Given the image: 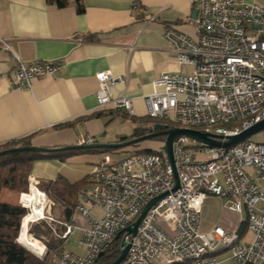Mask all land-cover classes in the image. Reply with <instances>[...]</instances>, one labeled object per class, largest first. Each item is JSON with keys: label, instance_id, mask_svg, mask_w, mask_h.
Here are the masks:
<instances>
[{"label": "built area", "instance_id": "2783aa9c", "mask_svg": "<svg viewBox=\"0 0 264 264\" xmlns=\"http://www.w3.org/2000/svg\"><path fill=\"white\" fill-rule=\"evenodd\" d=\"M194 3L193 36L171 26L163 33L177 62L192 66V71L163 72L154 79L153 92L144 97L145 115L200 127L226 141L264 120V8L244 0ZM0 45L11 53L13 89L27 90L32 78L50 76L57 69L54 63H25L4 39L0 38ZM95 77L99 106L111 105L136 116L124 91L112 94L125 81L124 75L98 71ZM190 140L181 136L173 141L174 170L165 143L151 152L133 151L120 160L103 154L91 169L90 186L79 190L81 200L73 207V215L86 219L79 228L84 252L53 254L48 264H92L118 231L165 192L150 206L136 234L125 237L129 249L120 264H220L216 256L220 249L230 250L231 264H264V142L244 139L228 147L199 143L193 148ZM95 141L88 135L77 138L78 145ZM174 171L179 186L172 190ZM22 195L19 204L27 209L26 217L34 212V202L25 205ZM209 195L226 198L230 210L246 212L249 242L239 243L238 232L220 226L201 231L202 205ZM51 205L46 197L41 213L28 223L51 219L47 212ZM94 206L103 209L102 216L93 214ZM62 224L65 238L74 225Z\"/></svg>", "mask_w": 264, "mask_h": 264}, {"label": "crops", "instance_id": "0c3cea01", "mask_svg": "<svg viewBox=\"0 0 264 264\" xmlns=\"http://www.w3.org/2000/svg\"><path fill=\"white\" fill-rule=\"evenodd\" d=\"M244 1L264 8V0ZM80 3L82 12L77 11L75 0H68L63 7L48 0H0V38L8 43L11 52L25 63L57 64L52 75L34 77L29 89L16 90L9 83L13 68L11 53L0 45V147L22 138L38 147L78 145L79 135L92 136L98 143L117 142L119 136L132 134L135 126L148 125L144 97L153 92L154 79L163 72L192 71V66L177 62L163 33L171 26L194 35L197 10L194 0H80ZM151 17L154 20L149 21ZM98 71L126 77L112 94L124 91L132 99L136 116L111 105H98L95 77ZM147 144L149 148L156 147L154 142ZM122 152H126L125 157L133 151ZM102 155L81 152L64 160L39 159L32 163L28 189L29 186L30 190L34 186L44 189L42 192L52 202L49 212L61 229L65 228L63 222L74 225L63 240V251L82 254L72 249L68 240L81 236L79 228L86 225V219L72 214L66 221L63 206L48 195V183L57 182L56 187L61 186L60 181L78 183L74 201L80 202L79 190L90 186L91 169ZM20 194L3 189L0 200L19 203ZM225 204L226 198L209 195L204 199L201 231L220 226L238 232L239 243L249 242L251 238H245L246 212L230 210ZM92 212L103 215L98 206ZM216 256L220 264H231L229 249L218 250Z\"/></svg>", "mask_w": 264, "mask_h": 264}, {"label": "trees", "instance_id": "16d2710c", "mask_svg": "<svg viewBox=\"0 0 264 264\" xmlns=\"http://www.w3.org/2000/svg\"><path fill=\"white\" fill-rule=\"evenodd\" d=\"M56 4L58 7H63L68 3V0H48ZM77 11L82 12L83 7L80 0H75ZM147 126H135L132 134L128 136H119L117 142L126 141L152 132V126L155 123H162L159 119H147ZM149 121H151L149 123ZM164 124V123H163ZM167 128L174 127L172 124H165ZM202 128H200L201 130ZM96 142V141H95ZM147 142L156 143L155 146L165 143V136L160 135L151 139L142 140L120 148H89V149H67L54 150L49 152H27V151H12L5 155H0V193L3 189H9L17 193L28 191V176L31 171L32 163L39 159H58L65 158L81 152L89 153H110L122 150L151 152L153 148H143L142 144ZM31 146L28 138H22L16 142L7 143L0 147V150ZM195 148L197 145H190ZM57 182L48 183L47 192L52 201L59 202L65 213V220L69 221L73 214V207L76 202L74 196L78 188V183H68L60 181L61 186L56 187ZM23 203L30 204L29 193H24L21 196ZM27 209L19 203H10L0 200V264H48L50 257L53 254L63 252V240L61 237L62 231L60 226L54 229L46 223L38 222L32 224L27 232L33 237L43 240L42 249L45 253L42 257H38L22 246L17 238L20 232V225L23 217L26 215ZM34 238V239H35ZM37 241V239H36ZM39 242V241H38ZM120 238L108 241L104 246V253L98 258L97 264H109L120 254ZM43 254V253H42ZM41 254V255H42Z\"/></svg>", "mask_w": 264, "mask_h": 264}, {"label": "water", "instance_id": "95a60500", "mask_svg": "<svg viewBox=\"0 0 264 264\" xmlns=\"http://www.w3.org/2000/svg\"><path fill=\"white\" fill-rule=\"evenodd\" d=\"M197 10L194 11V16H196ZM167 125L163 123H155L152 126V132L135 137L130 140L126 141H121V142H111V143H90V144H83V145H71V146H64V147H38V146H26V147H15V148H8V149H3L0 150V155H5L8 154L12 151H27V152H49V151H54V150H67V149H89V148H120V147H125L127 145H130L132 143H136L142 140L146 139H151L156 136L164 135L165 136V150L167 152V155L169 157L170 164L174 170V158H173V149H172V144L173 141L181 136L188 137L189 139L193 141H197L199 143L211 146V147H228L230 145H233L239 141H242L244 139H247L250 137L252 134L255 132L264 129V120L254 124L252 127L241 131L240 133L236 135H231L226 137V141H221L219 138H222L223 136L213 134L210 132H204L198 129H192V128H181V127H170L167 128ZM179 186V180L178 177L174 171V186L172 190H175ZM167 192L162 193L161 195L153 198L150 200L141 210L140 214L137 216V218L127 227L124 229H121L118 231L112 240L121 238L120 239V254L117 256L115 260H113L109 264H120L124 257L127 254V251L129 249V244L126 242L125 237L130 234V235H135L138 225L141 222L142 218L150 208V206L156 202L159 198L162 196L166 195ZM18 241V238H17ZM19 242V241H18ZM20 243V242H19ZM104 253V250H101L96 258L93 260L92 264H97L98 258ZM37 256H41L36 254Z\"/></svg>", "mask_w": 264, "mask_h": 264}, {"label": "rangeland", "instance_id": "374dc122", "mask_svg": "<svg viewBox=\"0 0 264 264\" xmlns=\"http://www.w3.org/2000/svg\"><path fill=\"white\" fill-rule=\"evenodd\" d=\"M151 121H149V123H150ZM162 123H164V124H172L174 127H181V128H192V129H198V130H200V127H187V126H184V125H175V124H173V123H171V122H169V121H167V120H162ZM130 128V127H129ZM210 129H212V127H210ZM125 131H127V132H130L131 133V130L129 131V129H125ZM201 131H202V129H201ZM130 133H127V134H130ZM248 140H251V141H254V142H264V129H261V130H259V131H257V132H255L254 134H252L250 137H248L247 138ZM109 140V139H108ZM190 144H192V145H198L199 144V142H197V141H192V140H190ZM142 146H143V148H149V146H148V144H142ZM152 147V146H151ZM130 152V151H129ZM108 154V156L110 157V159L111 160H120L125 154H126V152H122V151H119V152H111V153H107ZM34 188H35V186H34ZM38 190H40V192H42L44 189H42V188H40V189H38ZM23 194L24 193H30V186H29V189H28V191L27 192H22ZM21 193V194H22ZM26 205V204H25ZM47 212H49V211H47ZM50 213V212H49ZM50 218L51 219H39V220H37V221H34V222H30V223H28L27 224V230H28V228L32 225V224H35V223H38V222H44V223H46L47 225H50L51 227H53L54 229L56 228V226H59L56 222H55V220H54V218H53V216L51 215V213H50ZM23 220V219H22ZM21 226H22V222H21V225H20V229H21ZM64 232V230L62 231V233ZM20 233V232H19ZM29 234V233H28ZM30 236H33L32 234H29ZM35 238V237H34ZM245 238L246 239H250V238H252V235H251V233L249 232V231H247L246 233H245ZM37 239V241H39L42 245H44V243H43V240H41V239H38V238H35V240ZM21 244V243H20ZM22 246H24L23 244H21ZM68 245H70L71 246V248L72 249H75V250H79L80 252L79 253H83L84 252V247H83V245H81V243H80V237L79 238H77L76 236H72V237H70L69 238V240H68ZM45 246V245H44ZM28 251H30L31 253H33L34 255H36V253L34 252V251H32L31 249H29V248H27L26 246H24ZM45 250H46V248H45ZM45 250H44V252H43V249L39 252V253H37L38 255H41L42 253V255L41 256H38V257H42L43 255H44V253H45ZM37 256V255H36Z\"/></svg>", "mask_w": 264, "mask_h": 264}, {"label": "bare ground", "instance_id": "6f19581e", "mask_svg": "<svg viewBox=\"0 0 264 264\" xmlns=\"http://www.w3.org/2000/svg\"><path fill=\"white\" fill-rule=\"evenodd\" d=\"M29 196H30V203H32V201L34 202V208H33L34 212L23 218L22 226L18 236V241L37 254L42 250V244L36 241L28 234L27 224L28 221L35 220L37 216L41 213V207L44 205L46 201V197L42 194V192H40V190L33 187H32V191L29 193ZM36 203H38L39 205L36 206Z\"/></svg>", "mask_w": 264, "mask_h": 264}]
</instances>
